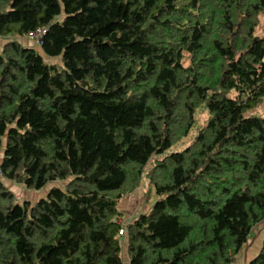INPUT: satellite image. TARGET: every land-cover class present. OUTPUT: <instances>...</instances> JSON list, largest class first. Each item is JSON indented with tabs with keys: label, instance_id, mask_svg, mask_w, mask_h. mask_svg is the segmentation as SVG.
<instances>
[{
	"label": "trees",
	"instance_id": "1",
	"mask_svg": "<svg viewBox=\"0 0 264 264\" xmlns=\"http://www.w3.org/2000/svg\"><path fill=\"white\" fill-rule=\"evenodd\" d=\"M0 37V264H124L125 241L129 264H235L264 223V0H0ZM20 179L64 184L20 202Z\"/></svg>",
	"mask_w": 264,
	"mask_h": 264
},
{
	"label": "rangeland",
	"instance_id": "2",
	"mask_svg": "<svg viewBox=\"0 0 264 264\" xmlns=\"http://www.w3.org/2000/svg\"><path fill=\"white\" fill-rule=\"evenodd\" d=\"M27 40H31L34 45H38L39 43L35 39H31L25 37ZM7 39L0 40L1 44H4ZM31 43V45H32ZM1 49V48H0ZM45 58L51 62H60L59 58H50L45 55ZM258 113L264 116V103L257 110ZM201 120H204L205 116L200 115ZM193 132L190 136L185 138L181 143L173 145L170 149H168L167 153H171L174 151H179L185 148L188 144L191 143L193 137ZM1 157V155H0ZM1 159V158H0ZM154 159H151L147 164L146 170H148ZM62 182H54L52 184L47 185L45 188L41 190H32L28 189L24 184L19 183L17 181H7V186L14 191L18 201L22 202L24 200L36 201L38 198L45 196L49 190V187L52 185H63ZM156 199V192L152 189L148 183V178L146 176L143 177V181L140 186L131 194L123 198L121 202V207L126 210L125 213H130V215H138L142 212L148 211L154 203ZM264 238V223L260 224L257 228L254 229L248 243L242 248V250L238 253L235 264H246L249 258L255 257L261 248V243ZM125 254V245L124 252ZM250 262V261H249Z\"/></svg>",
	"mask_w": 264,
	"mask_h": 264
},
{
	"label": "crops",
	"instance_id": "3",
	"mask_svg": "<svg viewBox=\"0 0 264 264\" xmlns=\"http://www.w3.org/2000/svg\"><path fill=\"white\" fill-rule=\"evenodd\" d=\"M13 38H15V37H13ZM29 38V37H28ZM4 39H7V38H4ZM16 39H18V40H20V41H22L23 43H25V44H28V45H31V40H27V39H25V37H16ZM0 40H3V38L2 37H0ZM7 41V40H6ZM1 43H2V41H1ZM0 43V48L6 43H4V44H1ZM32 45H34L33 43H32ZM119 206H120V209L122 210V212H123V217L120 219V221H122V223H124V224H127V223H129V222H132L134 219H136L140 214H138V215H130V213H125V211L126 210H124L121 206V202H120V204H119ZM146 212V211H145ZM142 213H144V212H142ZM124 238V240H125V236L123 237ZM126 244H127V242L125 241L124 242V245H125V254H124V264H129V262H130V260H129V256H128V252H127V246H126ZM252 258H254V257H252ZM252 258H249L248 259V261L246 262V264H248L249 263V261L252 259Z\"/></svg>",
	"mask_w": 264,
	"mask_h": 264
},
{
	"label": "built area",
	"instance_id": "4",
	"mask_svg": "<svg viewBox=\"0 0 264 264\" xmlns=\"http://www.w3.org/2000/svg\"><path fill=\"white\" fill-rule=\"evenodd\" d=\"M45 33V28H39L35 31H32L28 34V37L31 39H35L38 43H40V39L42 38V36ZM1 173V172H0ZM120 235H125L126 234V227L125 225L123 226V228L120 229Z\"/></svg>",
	"mask_w": 264,
	"mask_h": 264
},
{
	"label": "water",
	"instance_id": "5",
	"mask_svg": "<svg viewBox=\"0 0 264 264\" xmlns=\"http://www.w3.org/2000/svg\"><path fill=\"white\" fill-rule=\"evenodd\" d=\"M18 182H19V183H22V179H20Z\"/></svg>",
	"mask_w": 264,
	"mask_h": 264
}]
</instances>
